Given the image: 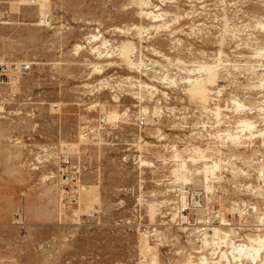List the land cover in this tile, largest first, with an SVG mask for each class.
I'll use <instances>...</instances> for the list:
<instances>
[{
    "label": "rangeland",
    "instance_id": "1",
    "mask_svg": "<svg viewBox=\"0 0 264 264\" xmlns=\"http://www.w3.org/2000/svg\"><path fill=\"white\" fill-rule=\"evenodd\" d=\"M49 8L43 27L39 4L0 0V62L31 65L26 102L0 112V191L17 200L0 264H264V248L232 254L264 239V0ZM71 146L63 213L53 157Z\"/></svg>",
    "mask_w": 264,
    "mask_h": 264
},
{
    "label": "built area",
    "instance_id": "2",
    "mask_svg": "<svg viewBox=\"0 0 264 264\" xmlns=\"http://www.w3.org/2000/svg\"><path fill=\"white\" fill-rule=\"evenodd\" d=\"M39 0H21L22 3L37 6ZM50 14H46L41 18V24L43 27H49L51 25ZM31 65L26 62H0V109L1 113L16 114L20 110V105L26 102L21 99V81L29 73ZM28 100V97L26 98ZM138 126H146V118L144 116L138 118ZM106 122L104 119H100L98 127L104 126ZM84 134L91 137L92 140L99 139L100 130L94 128V130L86 129ZM65 148L54 152L55 165L58 167V175L61 181L64 183V189L59 196V205L63 213L68 212L75 205H78L80 184H81V167L74 160L75 148ZM37 170L38 168L35 167ZM261 179L264 180V175H261ZM183 208H188V202L182 201ZM210 225H208L209 227ZM150 235V232H146V236Z\"/></svg>",
    "mask_w": 264,
    "mask_h": 264
},
{
    "label": "bare ground",
    "instance_id": "3",
    "mask_svg": "<svg viewBox=\"0 0 264 264\" xmlns=\"http://www.w3.org/2000/svg\"><path fill=\"white\" fill-rule=\"evenodd\" d=\"M49 3H50V0H39L38 1V4L40 6V15H41V18L45 17L46 14H49V12H50L49 11V9H50L49 8ZM1 111L2 110L0 109V112ZM111 117L112 116H110L109 118H111ZM246 126L249 127V128H251L252 127L251 122L246 123ZM263 248H264V239L263 238L262 239H256V240H252L250 245L238 246L236 248L235 247L232 248L233 249L232 254L233 255L236 254V253L237 254H241L243 251H245L246 253H248V252H250V253L251 252H254V253H256V256L258 258V257H260V251H262ZM225 256L226 255L223 254L222 258H226ZM251 256H252V254H251ZM253 256H255V254H253ZM255 260H256V258L253 257V261H255Z\"/></svg>",
    "mask_w": 264,
    "mask_h": 264
},
{
    "label": "crops",
    "instance_id": "4",
    "mask_svg": "<svg viewBox=\"0 0 264 264\" xmlns=\"http://www.w3.org/2000/svg\"><path fill=\"white\" fill-rule=\"evenodd\" d=\"M15 202L17 200L12 195L0 191V224L9 221ZM0 245L5 246L4 240H0Z\"/></svg>",
    "mask_w": 264,
    "mask_h": 264
}]
</instances>
